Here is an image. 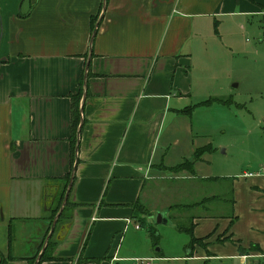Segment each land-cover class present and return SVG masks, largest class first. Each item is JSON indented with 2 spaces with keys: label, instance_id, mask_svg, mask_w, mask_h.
Wrapping results in <instances>:
<instances>
[{
  "label": "crops",
  "instance_id": "0c3cea01",
  "mask_svg": "<svg viewBox=\"0 0 264 264\" xmlns=\"http://www.w3.org/2000/svg\"><path fill=\"white\" fill-rule=\"evenodd\" d=\"M19 1H0V261L26 264L35 254L70 176L73 208L54 223V260L41 264L124 261L121 234L140 228L137 206L150 213L146 223L164 213L152 207L148 182L171 171L190 182H228L222 201L230 215L190 216L183 230L200 244L185 258L264 260V161L230 178L198 174L211 151L194 161V175L172 170L210 146L193 136V113L223 99L207 63L220 52L223 26L264 15V0H28L23 12ZM181 144L191 154L176 162ZM193 182L187 191L197 200L182 208L208 210L220 196ZM8 225L21 239L9 249Z\"/></svg>",
  "mask_w": 264,
  "mask_h": 264
},
{
  "label": "rangeland",
  "instance_id": "374dc122",
  "mask_svg": "<svg viewBox=\"0 0 264 264\" xmlns=\"http://www.w3.org/2000/svg\"><path fill=\"white\" fill-rule=\"evenodd\" d=\"M27 5L28 0H20L17 10L21 7L23 12ZM1 20L0 43L3 34ZM219 43L220 52H210L207 63L212 88L223 90V104L213 103L196 109L193 113V136L197 137L199 144L209 143L213 151L207 156L210 165H202V171L198 174L230 178L251 171L256 168L255 164L264 161V15L244 16L227 23L223 26ZM189 154V148L181 144L173 153V160L178 162L181 156ZM188 167L185 163L177 172H187ZM171 172L164 173L153 184H147L154 185L156 189V200L152 207L163 210L166 224H155L153 216L158 211L151 214L152 219L146 223L145 218L150 213L143 208L146 212L140 217L139 210L135 209L133 217L140 223V228L134 230L133 223L121 234L119 255H125L127 259L113 264H134L130 260H140V256L155 258L152 264H264L262 258L243 261L240 258L205 256L185 258L187 251L192 256L194 247V244L187 245L189 236L183 230L188 226L190 216L204 212L212 217L230 215L228 201H222V192L228 190V182L222 179L217 182L192 181L199 185L205 195L215 194L220 198L205 211L184 209L183 205L197 200L187 191L192 182L181 177L175 179ZM28 225L32 227V224ZM18 241L21 239L13 238V242ZM197 253L201 254L199 251Z\"/></svg>",
  "mask_w": 264,
  "mask_h": 264
},
{
  "label": "trees",
  "instance_id": "16d2710c",
  "mask_svg": "<svg viewBox=\"0 0 264 264\" xmlns=\"http://www.w3.org/2000/svg\"><path fill=\"white\" fill-rule=\"evenodd\" d=\"M79 100H80V94L77 95L76 97H73V128L75 130V128L77 127L78 123H79ZM213 103H217V104H223V101H220V100H217V99H208V100H205L201 103H199V105L197 106H208L210 104H213ZM193 107H190V108H186L183 112L187 113V114H190L191 111H192ZM212 151V148L210 146L208 147H205V148H201V149H197L195 151V155H194V158L192 161H184L182 164L172 168L173 171H177V170H180V166L183 165V164H188V168H189V173H191L192 175H194V169H193V165H194V161L198 160L200 158V156L205 153V152H211ZM68 180H69V177L66 178V185L68 183ZM62 199H63V194L61 193V195L59 196V199L56 203V206L50 211L51 213V217L48 218V224L47 225V229L45 230V233L43 234V237L36 249V252L35 254L32 256V257H29V258H25V259H22L25 261L26 264H33L34 260H35V257L37 256V254L39 253L40 251V248L42 247L44 241H45V237L47 236V233L49 231V227H50V224H51V219H53L54 215L57 213L60 205H61V202H62ZM135 206L134 205V209H135ZM73 208V205L71 203H69L68 199L66 200L63 208L61 209L60 211V214L58 215L55 223H57L60 219H62L64 216H66V214ZM139 210V213L140 214H145L144 213V210H142L140 207L137 206L136 210ZM55 226V225H54ZM187 235L189 236V242H188V245H192V244H200V242L196 239H194L192 237V233H191V228H188L186 230H184ZM7 243H8V249L10 247V244L13 240L12 238V231L10 229V226L8 225V230H7ZM153 239V238H152ZM55 246V242L51 239V235L47 238V240L45 241L44 243V250L43 252L41 253V255L39 256V259L38 261L36 262V264H41L43 262H48V261H52L54 260V257L52 256V252H53V248ZM248 250L250 252H256V253H259L260 250L258 249V247L256 245H250ZM186 257H191V254L190 255H187ZM20 259V258H19ZM8 260H13V258L8 254L7 255V261ZM5 263V260H1L0 261V264H4Z\"/></svg>",
  "mask_w": 264,
  "mask_h": 264
},
{
  "label": "water",
  "instance_id": "95a60500",
  "mask_svg": "<svg viewBox=\"0 0 264 264\" xmlns=\"http://www.w3.org/2000/svg\"><path fill=\"white\" fill-rule=\"evenodd\" d=\"M96 29H97V25L95 26L94 30H93V33H92V38L96 32ZM91 38V39H92ZM234 86H237L236 84H234ZM71 179H72V176L69 177V181H68V184H67V188H66V191H65V194L63 196V199H62V202H61V205L57 211V213L55 214V217L54 219L52 220L51 224H50V227H49V231L47 233V236L45 237V241L47 240V238L50 236L51 232H52V229L54 227V223L58 217V215L60 214V211L61 209L63 208L66 200H67V196H68V192H69V189H70V186H71ZM154 221H155V224H166V219L164 218V214L162 212H157L154 216ZM44 241V243H45ZM44 243L39 251V253L37 254V256L35 257V260L33 262V264H36V262L38 261L39 259V256L41 255V253L43 252L44 250Z\"/></svg>",
  "mask_w": 264,
  "mask_h": 264
},
{
  "label": "built area",
  "instance_id": "2783aa9c",
  "mask_svg": "<svg viewBox=\"0 0 264 264\" xmlns=\"http://www.w3.org/2000/svg\"><path fill=\"white\" fill-rule=\"evenodd\" d=\"M133 228L135 230L139 229V225L138 224H135L133 225ZM151 260H137V259H134V264H150Z\"/></svg>",
  "mask_w": 264,
  "mask_h": 264
}]
</instances>
